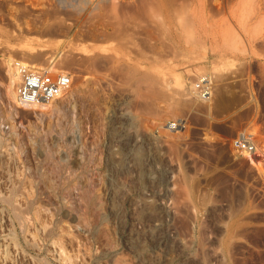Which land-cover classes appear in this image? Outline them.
<instances>
[{
  "label": "rangeland",
  "instance_id": "374dc122",
  "mask_svg": "<svg viewBox=\"0 0 264 264\" xmlns=\"http://www.w3.org/2000/svg\"><path fill=\"white\" fill-rule=\"evenodd\" d=\"M8 55L68 72L76 108L37 133ZM0 136V200L16 184L39 212L25 232L0 201V264H264V0H0Z\"/></svg>",
  "mask_w": 264,
  "mask_h": 264
},
{
  "label": "bare ground",
  "instance_id": "6f19581e",
  "mask_svg": "<svg viewBox=\"0 0 264 264\" xmlns=\"http://www.w3.org/2000/svg\"><path fill=\"white\" fill-rule=\"evenodd\" d=\"M19 27V26H18ZM32 50H35L34 48H32ZM31 51V50H30ZM13 60H14V58L11 56V55H8V58H7V60H6V67H7V74H8V82L6 83V85H5V93H4V95L8 98V101H9V106H10V111H12V112H14V111H16L18 108H20V107H29V108H36L37 110H36V120H38L39 121V123H36V132L38 133V132H41L40 131V128H41V130H45V129H43V127H42V125H43V123H44V121H45V117L46 116H48L47 114V112H46V109L48 108V107H50V106H52V110H51V112H52V114H54L55 116V118H56V120H57V118H60V115L62 114V112H65V113H67L70 109L72 110V109H74V108H76L75 107V104H73V106H72V103H71V101L69 102V100L67 101V103H65L64 105H57V103H58V99H56V100H54V101H52V102H50V103H44V102H42V103H37V104H29V105H21L19 102H18V100H17V94H16V86H17V83H18V81H19V79H20V76H19V74H18V72L15 70V68H14V66H13ZM24 64H26V65H29L30 63H27V62H23ZM66 72V71H65ZM79 98V97H78ZM70 103V104H69ZM51 108V107H50ZM48 111V110H47ZM47 113V114H46ZM51 114V115H52ZM49 115H50V113H49ZM53 116V115H52ZM53 118V117H52ZM54 118V119H55ZM52 119L50 118V121H51ZM50 121H48L49 122V124H48V122H47V125L48 126H50L51 125V122ZM54 122H56V121H54ZM53 122V123H54ZM46 123V122H45ZM52 123V124H53ZM62 123V122H61ZM66 123V122H65ZM64 124V123H63ZM62 124V125H63ZM67 124V123H66ZM46 125V124H45ZM47 125H46V127H47ZM60 125V124H59ZM44 126V125H43ZM52 126V125H51ZM64 126V125H63ZM62 126V127H63ZM47 128H49V127H47ZM65 128V127H64ZM63 128V129H64ZM53 129V128H52ZM67 129V128H66ZM70 129V128H69ZM47 130V129H46ZM61 130V132H62V129H60ZM73 130V129H72ZM50 131V130H49ZM49 131H47V132H49ZM65 130H63V132H64ZM45 132V131H44ZM80 133V132H79ZM44 134V133H43ZM66 134V133H65ZM50 135V134H49ZM60 136H61V133H60ZM36 137H32L31 139H30V141H31V144H32V142H33V144H34V146L32 147L33 148V152L36 150V146L35 145H37V138L35 139ZM43 138V137H42ZM48 138V137H47ZM62 138V137H61ZM39 139V138H38ZM66 139V138H65ZM2 140H3V137H1L0 136V144L2 143ZM43 140V139H42ZM46 140V139H45ZM47 141V140H46ZM46 141H45V144H46ZM42 142V141H41ZM49 142V141H48ZM52 142V141H51ZM40 143V142H39ZM41 145L42 144H44V143H40ZM2 145V144H1ZM47 145H49V144H47ZM40 146V145H39ZM46 146V145H45ZM43 147V146H42ZM256 147H257V144H256ZM31 148V149H32ZM40 148V147H39ZM50 148V147H49ZM49 148H47L48 150H49ZM258 148L259 147H257V150H258ZM42 149V148H41ZM260 149V148H259ZM2 150V149H1ZM38 150H40V149H38ZM43 150H45V148L43 147ZM42 151V150H41ZM53 152V151H52ZM35 153H36V151H35ZM37 153H40V152H37ZM53 154V153H52ZM40 155V154H39ZM47 155V154H46ZM257 155V154H256ZM48 156H50L51 157V155H50V152H49V155H47V157ZM83 156V155H82ZM261 156V155H260ZM46 157V158H47ZM259 157V156H258ZM49 158V157H48ZM81 159V158H80ZM82 160V159H81ZM249 160L252 162V163H255L256 164V161H255V159H254V157H253V155H250L249 156ZM43 162V161H42ZM84 163V162H83ZM39 163V161H38V163H37V166H39V167H37V170H38V176H39V181L41 180V182L45 185V187L46 188H48V190H49V192H50V190H51V192H53V193H55V194H59L58 192H59V188L57 187L58 185H55V183H60L59 181H60V179L59 180H57V182H55L54 183V181H56V178H55V180H54V177H57V176H55V174L54 173H52V175H53V177L51 176V174H50V171L49 170H53L54 172H55V170H54V168L53 169H48L47 167H45L44 166V164H43V166H42V164H40ZM59 164V163H58ZM61 164V163H60ZM62 166L63 165H65V164H61ZM62 166H60L61 168H64V167H62ZM68 166H71L70 164L68 165ZM43 167H45V168H43ZM59 166H57V168H58ZM67 167V166H66ZM66 167H65V169L64 170H66ZM85 167H86V165H85ZM47 168V169H46ZM51 168V167H50ZM57 168H55V169H57ZM69 168V167H68ZM67 168V169H68ZM71 168V167H70ZM84 168V167H83ZM87 169H88V167H87ZM64 170H62V171H64ZM76 170H77V168H76ZM8 171V170H7ZM57 171V170H56ZM60 170H59V168H58V171L57 172H59ZM62 171L61 172H59L60 173V175H61V173H62ZM74 171H75V169H74ZM74 171H73V174H74ZM66 172H69L68 174H70V170H66ZM72 172V171H71ZM77 172V171H76ZM56 173V172H55ZM63 173H65V172H63ZM87 173V172H86ZM85 173V174H86ZM2 174V173H1ZM66 174V173H65ZM65 174H62L61 176H62V178H65ZM80 174V173H79ZM57 175H59V174H57ZM59 175V176H60ZM70 175H72V174H70ZM75 175V174H74ZM64 176V177H63ZM69 177V176H68ZM74 177V176H73ZM61 178V177H60ZM61 178V179H62ZM70 178V177H69ZM34 179H36V178H34ZM67 179V178H66ZM17 180V179H16ZM63 180V179H62ZM67 180H69V179H67ZM67 180H65V181H67ZM75 180V179H74ZM78 180V179H77ZM12 181V180H11ZM29 181H30V179H29ZM64 181V180H63ZM71 182H73V181H71ZM12 183L13 184H15L13 181H12ZM29 183H31L32 185H30V186H32L31 187V189L32 188H35L36 187V180H33L32 179V181H30V182H28V184ZM66 183V182H65ZM64 182H61V184H62V186L64 187V184H65ZM74 183V182H73ZM73 183H71V186H72V184ZM84 183V182H83ZM42 184V185H43ZM70 183H68L67 185L68 186H70L69 185ZM75 184H77V183H75ZM79 184V183H78ZM11 185V184H10ZM66 185V186H67ZM12 186V185H11ZM10 186V187H11ZM67 186V187H68ZM83 186V185H82ZM44 187V188H45ZM73 188H75L74 187V184H73V186H72ZM71 187V188H72ZM78 187V186H77ZM65 188V187H64ZM63 188V189H64ZM80 188V187H79ZM37 191H38V188L36 187L35 188ZM34 189V190H35ZM66 189H68V188H65V190ZM69 189H70V187H69ZM78 189V188H77ZM84 189V188H83ZM18 187H16V184H15V186H13V187H11L10 189H9V192H8V194H6V192H5V195L3 196V197H1V199H2V203L4 202L5 204H6V206L8 207V209H9V211H12L13 212V215H14V218L15 219H17L16 221L18 222L17 224H19V225H22V226H24L23 228H24V231L26 232L27 231V229H28V223H30L31 222V224H32V222L34 223V221H32V219L33 218H35L36 219V217H35V215L36 216H38V213H37V211L35 210V213L32 211V207H34V203L31 201V200H29L28 198L30 197V194H27V199H28V204L26 203V208L24 209V208H18L17 206H15L14 205V201L16 200L15 199V197H17V195L19 194L18 193ZM74 190V189H73ZM76 190V189H75ZM62 191V190H61ZM64 191V190H63ZM62 191V192H63ZM70 191V190H69ZM72 191V190H71ZM76 191H78V190H76ZM39 192V191H38ZM37 192V194H39ZM66 191H64V193H65ZM21 193V192H20ZM31 193V192H30ZM69 193V192H68ZM67 193V194H68ZM34 194V193H33ZM62 193H60V195H61ZM86 194V193H85ZM23 195V194H22ZM54 195V194H53ZM63 195H64V197H68L67 195H66V193L65 194H62L61 195V199L60 200H62L64 197H63ZM66 195V196H65ZM80 195V194H79ZM32 197V196H31ZM31 197H30V199H31ZM85 197V196H84ZM25 198V197H24ZM38 198V197H37ZM56 198H57V196H56ZM59 198V197H58ZM69 198V197H68ZM87 198V197H86ZM15 199V200H14ZM65 200V199H64ZM62 201L64 204H62V205H60L59 207H58V210H61L62 209V206L64 207V206H66V207H68V209L70 208H73L71 205V207L69 206V205H67V200H65V201ZM86 200V199H85ZM163 200V199H162ZM31 201V202H30ZM57 201H58V199H57ZM26 202V201H25ZM71 203V202H70ZM94 203V202H93ZM16 204V203H15ZM69 204V203H68ZM33 205V206H32ZM59 205V204H58ZM65 207V208H66ZM35 208V207H34ZM56 208V207H55ZM75 208V207H74ZM67 209V208H66ZM67 209V210H68ZM66 210V211H67ZM74 209H72V212H73V214H75V212L73 211ZM70 212H71V210H69ZM31 212H33L34 213V217L32 216L33 214L31 213ZM64 212V211H63ZM70 212H69V214H70ZM37 213V214H36ZM62 213V212H61ZM65 213V212H64ZM68 213V212H67ZM78 213H76V217L78 218V215H77ZM67 215V214H66ZM81 215V214H80ZM61 216H63L62 214H61ZM67 216H69V215H67ZM73 216V215H72ZM66 217V216H65ZM77 218H75L76 220H77ZM81 217H79V219H80ZM58 220H61L60 218L58 219ZM63 220V219H62ZM82 220V219H81ZM11 221V220H10ZM63 222V221H62ZM79 222V221H78ZM82 222V221H81ZM21 226V227H22ZM62 226V225H61ZM167 226V225H166ZM56 227H57V225H56ZM23 228H22V230H23ZM168 228V227H167ZM29 230V229H28ZM171 232V231H170ZM53 234H55L54 233V229H47V231H46V235L45 236H50V237H55ZM37 235V234H36ZM169 235V234H168ZM44 237V236H43ZM52 237V238H53ZM46 238H48V237H46ZM61 238H62V236H61ZM15 239V238H14ZM14 239H12V240H14ZM48 240H50V239H48ZM55 242V241H54ZM59 242V241H58ZM15 244H17L18 245V242L15 240ZM214 251V250H213ZM70 257V256H69Z\"/></svg>",
  "mask_w": 264,
  "mask_h": 264
},
{
  "label": "built area",
  "instance_id": "2783aa9c",
  "mask_svg": "<svg viewBox=\"0 0 264 264\" xmlns=\"http://www.w3.org/2000/svg\"><path fill=\"white\" fill-rule=\"evenodd\" d=\"M12 63L20 76L16 94L21 105L50 103L68 92L72 84V76L64 70L54 71L49 67L34 68L17 59H14ZM202 82V84L196 85L198 93L202 98H209L211 95L210 86L203 80ZM162 125L168 130H178L184 126L181 120L167 121ZM235 146L238 152L248 156L255 155L257 151L252 135L245 131L237 136Z\"/></svg>",
  "mask_w": 264,
  "mask_h": 264
}]
</instances>
